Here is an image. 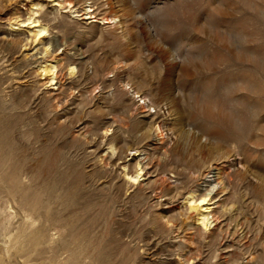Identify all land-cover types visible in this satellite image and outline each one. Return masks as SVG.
Wrapping results in <instances>:
<instances>
[{
    "label": "rangeland",
    "instance_id": "374dc122",
    "mask_svg": "<svg viewBox=\"0 0 264 264\" xmlns=\"http://www.w3.org/2000/svg\"><path fill=\"white\" fill-rule=\"evenodd\" d=\"M68 1L0 0V264H264V0Z\"/></svg>",
    "mask_w": 264,
    "mask_h": 264
},
{
    "label": "bare ground",
    "instance_id": "6f19581e",
    "mask_svg": "<svg viewBox=\"0 0 264 264\" xmlns=\"http://www.w3.org/2000/svg\"><path fill=\"white\" fill-rule=\"evenodd\" d=\"M24 2L26 3L25 6L32 4L33 6H36V7H40V6L42 7L44 4L47 7V6H49L48 5L49 3L55 2L54 6H59V9H64V7H66L67 3H69L68 0H48V1L47 0H24ZM61 4L64 5L63 8L60 7ZM70 4L72 5L73 8H75L74 7V1L70 2ZM73 13L77 14L76 17L81 18V20H85V21L89 20L90 24L98 22L97 15L95 14V11L92 10L91 8L81 9V10L76 8V10ZM34 15H36V14H34ZM40 23L41 22L39 20H36V19L35 20L32 19L29 21H20V27H23V28L27 27L30 29V32L28 34V36H29L28 39L32 41L33 39H35L39 35L40 32H46L47 31L46 28L42 27V25ZM105 24H109V23L106 22ZM35 28H40V29L38 31V30H35ZM35 41H37V39ZM43 57H44V55H43ZM43 57H42V60L40 62H37V65L41 66L44 63ZM44 64H46V63H44ZM53 67L50 68V67L44 66V68H43V73H45L44 74V76H45L44 87L45 88L48 87L50 89V86H56V88H59L61 85L59 78L55 74L48 75L51 72V69H53ZM53 79L56 80L55 84L50 83ZM147 109H148V107H147ZM145 116L147 118L152 119V124H154L157 121V119L160 118V114L159 113H153L151 111V109L146 110ZM158 129H156V130H158ZM159 134H160L159 131L156 132L155 129H154V131H152L149 134V138L154 142L155 145H158L160 143V135ZM168 140H169V138H168ZM141 156H142V153L140 151H135V152L130 154V157H132L133 161H136V164L139 167V172H137L138 170L136 171L137 172L136 176H128V181L129 182L132 181V183H134V185L136 182H138V180L136 178L137 176H139V179H140V178H142L143 175L146 176L149 174L148 173L149 168L147 169V166H146L147 163L145 164V162L143 161L144 159H142V158H140L139 160L137 159ZM209 171L210 172L205 179V183H206L205 187L208 188L209 190H207L205 192L202 191L201 195H199L198 197H193V198L191 197L190 199H187V204H186V205H188L186 208L187 209V213H186L187 214V221L194 222L195 224H197L198 227H201L202 229H205V230H207L208 228H210L212 226H213L212 228H214V229H217L219 227V225H218L219 222L215 219V214L220 209V207H223V206H221V203L223 202V199L225 197L224 193L222 195V194H218V192H217L218 187L221 186V184H222L221 183L222 181L220 182V175H221L220 170L216 169V172L213 170H209ZM154 172H155V170H154ZM222 188H223V186H222ZM202 201L206 203V208L205 207H199V206L195 207V208L190 207V205L193 203L200 205V203ZM205 221H207V224H205ZM225 225H226V223H225ZM221 246H222V244H221Z\"/></svg>",
    "mask_w": 264,
    "mask_h": 264
},
{
    "label": "clouds",
    "instance_id": "9594fccd",
    "mask_svg": "<svg viewBox=\"0 0 264 264\" xmlns=\"http://www.w3.org/2000/svg\"><path fill=\"white\" fill-rule=\"evenodd\" d=\"M60 7L63 8L64 5L61 4ZM68 7H69V8H73L71 4H69ZM45 34H46L45 32H40L39 35L36 37L37 40H39L40 37L44 36ZM47 51H48V50L46 49V50H45V54H47ZM55 71H56V70L53 69V72H54V73H55ZM76 71H77V69H76L74 66L68 69L69 74H73V73H75ZM50 83L55 84V83H56V80L53 79ZM113 156H115V152H113ZM136 178H137V180H139V176H137ZM198 206H199V207H205V208H206V203L202 201V202L200 203V205H197V204H195V203H193V204L190 205V207H193V208L198 207ZM205 224H207V221H205Z\"/></svg>",
    "mask_w": 264,
    "mask_h": 264
}]
</instances>
